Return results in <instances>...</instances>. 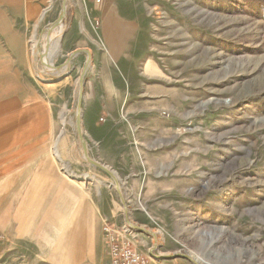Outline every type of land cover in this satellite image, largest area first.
I'll return each instance as SVG.
<instances>
[{
    "label": "rangeland",
    "instance_id": "374dc122",
    "mask_svg": "<svg viewBox=\"0 0 264 264\" xmlns=\"http://www.w3.org/2000/svg\"><path fill=\"white\" fill-rule=\"evenodd\" d=\"M61 4L0 0V264H110L112 239L147 264H264V0H114L139 24L119 72L134 107L82 133L154 236L83 159L86 54L42 70Z\"/></svg>",
    "mask_w": 264,
    "mask_h": 264
},
{
    "label": "crops",
    "instance_id": "0c3cea01",
    "mask_svg": "<svg viewBox=\"0 0 264 264\" xmlns=\"http://www.w3.org/2000/svg\"><path fill=\"white\" fill-rule=\"evenodd\" d=\"M72 1H75L74 6ZM96 1L98 4L95 0H68L66 16H69V26L66 25L61 41L65 56L75 50H87L91 55L84 77L81 108L82 130L87 132L88 129L105 127L96 123L97 114L113 112L111 117L117 119V112L124 104L129 106L127 109L134 107L129 98L126 100L132 92L127 86L122 87L119 72L125 70L124 62L139 31V24L129 14L120 11L118 6H113L114 0ZM85 59L84 54H79L71 64H83ZM107 115L109 121L111 118ZM103 141V138H94V142Z\"/></svg>",
    "mask_w": 264,
    "mask_h": 264
},
{
    "label": "water",
    "instance_id": "95a60500",
    "mask_svg": "<svg viewBox=\"0 0 264 264\" xmlns=\"http://www.w3.org/2000/svg\"><path fill=\"white\" fill-rule=\"evenodd\" d=\"M65 16H66V0H62V4H61V8H60V11H59V14H58V17L57 19L54 21V23L52 25H50L46 30V34H48L52 29H54L55 27L61 25L62 23H64L65 21ZM78 53H85L86 54V60H85V63L83 65V68L81 70V73L79 75V78H78V95H77V107H76V119H75V129H76V133H77V136H78V139L81 143V147H82V151H83V159L91 166L95 167V168H98L100 169L101 171L105 172L107 175H109L112 180L114 181L115 183V191L120 199V202H121V205L123 207V210H124V218H125V221L128 223V225L135 229V230H139V231H142V232H145V233H148L150 234L151 236H154L151 232H148L146 230H143L137 226H133L129 223V217L127 215V208H126V204L124 202V199H123V196L121 194V191L119 189V186H118V182H117V179L115 178L113 172L111 170H109L106 166L104 165H101L99 164L98 162L92 160L91 158H89L88 156V151H87V145L85 143V140L83 139V135H82V130H81V106H82V100H83V88H84V77L86 75V72H87V69H88V66H89V62L91 60V55L90 53L87 51V50H75L73 52H71V54L68 56V58L66 59V61L60 65V66H57V67H53V72H48L49 74H55L57 73V70L59 69H63L66 67V65L71 61V59L76 56ZM44 55V53H43ZM75 179L77 180H80L79 177H76ZM156 246L154 244L153 248L154 249ZM151 250H149L150 252ZM150 256L152 257L153 255L150 254ZM182 258H185L187 259V257L185 256H182Z\"/></svg>",
    "mask_w": 264,
    "mask_h": 264
},
{
    "label": "bare ground",
    "instance_id": "6f19581e",
    "mask_svg": "<svg viewBox=\"0 0 264 264\" xmlns=\"http://www.w3.org/2000/svg\"><path fill=\"white\" fill-rule=\"evenodd\" d=\"M63 31H64V24L62 23L61 25L55 27L48 34H45L42 37V39H43L42 49L43 50L39 54V60L41 62L42 70L46 73L47 72H53L54 66L52 65L51 58L55 54L56 49L59 46L58 41H59V38H60L61 34L63 33ZM35 46H36V43H34L32 47L34 48ZM43 53H44V55H43ZM89 64H90V62H89ZM81 130H82V128H81ZM82 135H83V133H82Z\"/></svg>",
    "mask_w": 264,
    "mask_h": 264
},
{
    "label": "built area",
    "instance_id": "2783aa9c",
    "mask_svg": "<svg viewBox=\"0 0 264 264\" xmlns=\"http://www.w3.org/2000/svg\"><path fill=\"white\" fill-rule=\"evenodd\" d=\"M111 238V237H110ZM110 264H147L146 260L128 246L111 240Z\"/></svg>",
    "mask_w": 264,
    "mask_h": 264
}]
</instances>
